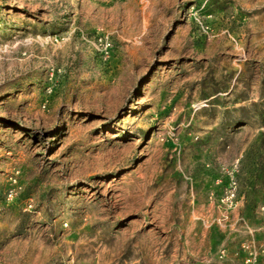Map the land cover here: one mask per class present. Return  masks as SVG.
Returning a JSON list of instances; mask_svg holds the SVG:
<instances>
[{"label": "rangeland", "instance_id": "rangeland-1", "mask_svg": "<svg viewBox=\"0 0 264 264\" xmlns=\"http://www.w3.org/2000/svg\"><path fill=\"white\" fill-rule=\"evenodd\" d=\"M0 264H264V0H0Z\"/></svg>", "mask_w": 264, "mask_h": 264}]
</instances>
